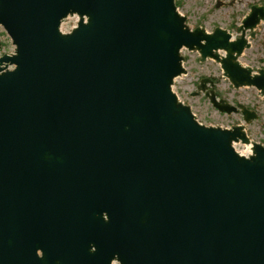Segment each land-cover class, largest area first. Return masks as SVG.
<instances>
[{
  "label": "water",
  "instance_id": "obj_1",
  "mask_svg": "<svg viewBox=\"0 0 264 264\" xmlns=\"http://www.w3.org/2000/svg\"><path fill=\"white\" fill-rule=\"evenodd\" d=\"M185 16L177 0H0L15 46L0 53V264H264V145L173 86L187 49L264 95V66L239 60L264 6L234 38ZM201 92L258 118L211 78Z\"/></svg>",
  "mask_w": 264,
  "mask_h": 264
},
{
  "label": "rangeland",
  "instance_id": "obj_2",
  "mask_svg": "<svg viewBox=\"0 0 264 264\" xmlns=\"http://www.w3.org/2000/svg\"><path fill=\"white\" fill-rule=\"evenodd\" d=\"M222 3L218 6L219 3ZM264 6V0H177L178 10L186 15L190 27H230L232 37L241 36L239 27L244 18L250 13L252 6ZM79 21L77 15L69 16L62 24L61 29L68 31ZM250 47L246 48L239 60L252 65V71L264 66V20L255 28L254 36H250ZM15 46L5 29L0 26V53L14 51ZM186 73L178 77L174 82V90L188 105L193 114L209 125L233 127L236 122L246 126V132L253 142L264 145V95L254 87L235 88L224 75L221 64L214 59L202 60L198 51L183 49ZM211 78L214 81V90L219 98L225 99L232 105L243 104L247 109L255 111L256 120L246 124L240 113H222L215 108L204 92L194 95L203 78ZM211 89V84L207 85ZM236 150L249 155L246 145L241 142L234 143ZM114 264H119L114 262Z\"/></svg>",
  "mask_w": 264,
  "mask_h": 264
},
{
  "label": "bare ground",
  "instance_id": "obj_3",
  "mask_svg": "<svg viewBox=\"0 0 264 264\" xmlns=\"http://www.w3.org/2000/svg\"><path fill=\"white\" fill-rule=\"evenodd\" d=\"M240 58V57H239ZM245 87H249V86H245ZM246 145V150L248 151V153H252V144H245Z\"/></svg>",
  "mask_w": 264,
  "mask_h": 264
}]
</instances>
